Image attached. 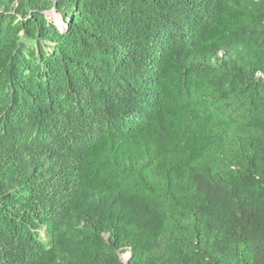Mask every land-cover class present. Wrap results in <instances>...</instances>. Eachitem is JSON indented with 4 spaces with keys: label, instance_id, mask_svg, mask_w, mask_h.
Returning <instances> with one entry per match:
<instances>
[{
    "label": "trees",
    "instance_id": "trees-1",
    "mask_svg": "<svg viewBox=\"0 0 264 264\" xmlns=\"http://www.w3.org/2000/svg\"><path fill=\"white\" fill-rule=\"evenodd\" d=\"M121 250L264 264V0H0V264Z\"/></svg>",
    "mask_w": 264,
    "mask_h": 264
},
{
    "label": "rangeland",
    "instance_id": "rangeland-1",
    "mask_svg": "<svg viewBox=\"0 0 264 264\" xmlns=\"http://www.w3.org/2000/svg\"><path fill=\"white\" fill-rule=\"evenodd\" d=\"M47 14H48V16H50L51 18L57 19L58 22L61 21V20H60V17L57 16V15L55 14V12H54V13H52V12H47ZM106 238L108 239L109 236L106 235ZM119 254H120L121 259H122V261H123L124 263H127L128 260H129V258H130V256H131V253H130L129 251H122V250H121V251L119 252Z\"/></svg>",
    "mask_w": 264,
    "mask_h": 264
},
{
    "label": "water",
    "instance_id": "water-1",
    "mask_svg": "<svg viewBox=\"0 0 264 264\" xmlns=\"http://www.w3.org/2000/svg\"><path fill=\"white\" fill-rule=\"evenodd\" d=\"M130 258H131V256H130ZM130 258H129V260H130ZM129 260H128V262H127V263H124V264H128V263H129Z\"/></svg>",
    "mask_w": 264,
    "mask_h": 264
}]
</instances>
